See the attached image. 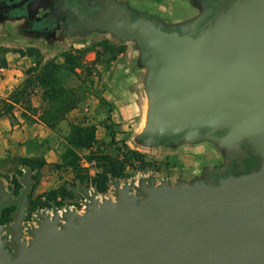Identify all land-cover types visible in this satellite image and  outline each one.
<instances>
[{"label": "water", "instance_id": "obj_1", "mask_svg": "<svg viewBox=\"0 0 264 264\" xmlns=\"http://www.w3.org/2000/svg\"><path fill=\"white\" fill-rule=\"evenodd\" d=\"M113 8L103 32L135 43L145 70L147 115L135 142L155 148L179 136L172 147L209 143L242 171L245 159L254 165L227 176L205 166L218 178L177 184L116 181L115 199L82 192L83 213L39 212L28 228L32 171L18 198L0 180V215L18 206L0 222V264H264V0H225L174 23Z\"/></svg>", "mask_w": 264, "mask_h": 264}, {"label": "rangeland", "instance_id": "obj_2", "mask_svg": "<svg viewBox=\"0 0 264 264\" xmlns=\"http://www.w3.org/2000/svg\"><path fill=\"white\" fill-rule=\"evenodd\" d=\"M129 1L137 9L163 16L189 17L191 13L180 0ZM8 52L15 61L27 57L24 72L34 66L31 77L41 74L47 62L64 65L67 53L72 54L68 66L74 68L57 73L61 86L53 88L55 98L44 101V89L35 81L29 95L21 100V108L12 111L14 118L9 116L16 132L22 120L32 125L45 120L52 123L51 127L44 124L43 130L35 131L37 135L28 139L21 134L15 138L9 133L0 136V180L7 190L14 189L18 198L24 189L21 178L31 170L35 179L29 190L25 228L37 225L39 212L52 214L57 208L83 213L86 199L82 191L96 193L99 199H115L116 181L124 186L155 176L158 183L190 182L207 174L205 166L216 167L217 159L227 162L209 143L145 148L135 142L145 126L148 107L145 70L137 66L135 43L98 33L47 48L17 40L0 28V67ZM1 106L0 115L9 111L5 104ZM76 128L94 129L90 147L73 143ZM104 181L106 189L100 191L98 186Z\"/></svg>", "mask_w": 264, "mask_h": 264}, {"label": "flooded vegetation", "instance_id": "obj_3", "mask_svg": "<svg viewBox=\"0 0 264 264\" xmlns=\"http://www.w3.org/2000/svg\"><path fill=\"white\" fill-rule=\"evenodd\" d=\"M184 1L192 11L191 17L207 12L213 14L218 6L225 4V0ZM116 6L126 10L131 8L134 11L130 16L132 20L146 17L163 23L160 16L150 10L137 9L138 6L129 0H0V28L15 39L52 48L68 40L105 33L106 15ZM179 138L163 137L158 139V144L168 148ZM244 165L245 170L242 171L236 159H227V162L217 159L215 163L216 167L225 169L223 176L247 173L254 160L245 159ZM218 176L207 173L204 178L217 179Z\"/></svg>", "mask_w": 264, "mask_h": 264}, {"label": "trees", "instance_id": "obj_4", "mask_svg": "<svg viewBox=\"0 0 264 264\" xmlns=\"http://www.w3.org/2000/svg\"><path fill=\"white\" fill-rule=\"evenodd\" d=\"M120 51L123 53V50ZM71 60L72 54L67 53L65 55L64 65L47 62L43 72L33 77H31V74L35 71V67H30L26 72V79L24 82L9 95L8 101L5 102V106L9 111L7 113L5 112L4 115L14 118L12 111L15 109V104H20L21 100L29 95V89L35 81H37L38 85L44 89L42 98L44 101L55 98V96L52 95L53 88H55V86H61V80L57 78V73H59L62 69H66L68 71L74 70L73 66H68ZM3 65H6L5 60L3 61ZM58 120H61V117H59ZM41 121L48 127L52 126L51 122H47L45 120ZM94 139L95 136L93 128H76V139L73 143L77 147L88 148L91 146ZM18 186H20V184H18ZM98 189H100V191H104L106 189V182L104 181L99 184ZM16 208V205L4 207L0 215V222L2 224L10 222L12 220V213L16 210Z\"/></svg>", "mask_w": 264, "mask_h": 264}, {"label": "crops", "instance_id": "obj_5", "mask_svg": "<svg viewBox=\"0 0 264 264\" xmlns=\"http://www.w3.org/2000/svg\"><path fill=\"white\" fill-rule=\"evenodd\" d=\"M180 2L186 7H188L187 3L184 0H180ZM178 2H175V4ZM174 4V9L178 10L179 6H176ZM186 7V8H187ZM189 8V7H188ZM143 9V8H142ZM149 10V9H144ZM151 11V10H150ZM189 11L191 12L189 17H175L174 16H163L159 13L153 12L156 16H160L161 20L168 23H174L179 22L187 19H191L192 11L189 8ZM195 17V16H194ZM18 40V39H17ZM12 52H8L7 56L5 58L6 65H3L0 67V108H4L1 106V104H5V102L8 101L9 95L17 88L19 87L25 78V59L26 56L20 57V60L15 61L14 58H9V54ZM15 108H21L20 104H15ZM45 128V125L43 122L39 121V123L35 124H25L24 121H21V129L19 132L14 131V127L12 125V121L9 116L7 115H0V136L2 134L9 133V137L15 138L18 137L20 134L25 138L28 139L29 137L36 136L37 134H34L35 131L43 130ZM20 135V136H21Z\"/></svg>", "mask_w": 264, "mask_h": 264}, {"label": "built area", "instance_id": "obj_6", "mask_svg": "<svg viewBox=\"0 0 264 264\" xmlns=\"http://www.w3.org/2000/svg\"><path fill=\"white\" fill-rule=\"evenodd\" d=\"M86 202V201H85ZM85 208H86V206H85ZM85 208H84V210H85Z\"/></svg>", "mask_w": 264, "mask_h": 264}, {"label": "bare ground", "instance_id": "obj_7", "mask_svg": "<svg viewBox=\"0 0 264 264\" xmlns=\"http://www.w3.org/2000/svg\"><path fill=\"white\" fill-rule=\"evenodd\" d=\"M62 213V212H61Z\"/></svg>", "mask_w": 264, "mask_h": 264}]
</instances>
